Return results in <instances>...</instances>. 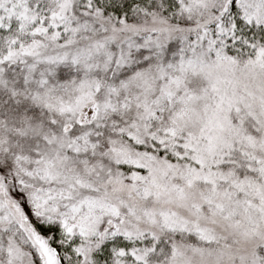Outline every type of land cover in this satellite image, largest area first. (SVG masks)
I'll list each match as a JSON object with an SVG mask.
<instances>
[{"label":"snow or ice","instance_id":"snow-or-ice-1","mask_svg":"<svg viewBox=\"0 0 264 264\" xmlns=\"http://www.w3.org/2000/svg\"><path fill=\"white\" fill-rule=\"evenodd\" d=\"M0 264H264V0H0Z\"/></svg>","mask_w":264,"mask_h":264}]
</instances>
